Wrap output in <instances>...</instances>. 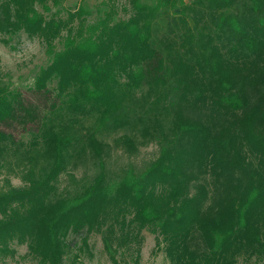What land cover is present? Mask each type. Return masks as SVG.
<instances>
[{"label": "trees", "instance_id": "trees-1", "mask_svg": "<svg viewBox=\"0 0 264 264\" xmlns=\"http://www.w3.org/2000/svg\"><path fill=\"white\" fill-rule=\"evenodd\" d=\"M63 1L0 0V32L43 41L51 61L34 87L46 92L55 79L58 101L40 116L0 86V125L18 119L36 130L26 185L0 191L1 251L17 237L42 264H61L69 231L118 226L128 235L134 226L161 236L177 264L264 257V0H129L127 20L115 22L111 5L93 23L82 6L61 16ZM143 87L153 111L137 119L158 144L156 160L116 178L100 161L90 185L58 196L70 153L101 160L108 146L94 129L131 126L128 102ZM8 143L0 130V159ZM116 143L136 150L129 136Z\"/></svg>", "mask_w": 264, "mask_h": 264}, {"label": "rangeland", "instance_id": "rangeland-1", "mask_svg": "<svg viewBox=\"0 0 264 264\" xmlns=\"http://www.w3.org/2000/svg\"><path fill=\"white\" fill-rule=\"evenodd\" d=\"M143 1L151 3L153 0ZM188 1L190 0H185ZM111 5L116 9L113 19L115 22L129 18V0H65L60 7V14L63 16L65 11H74L82 6L88 12V23H93L103 18ZM36 10L41 11L38 5ZM54 11L55 8L52 9ZM64 38L65 32H62L55 41L56 51L62 49ZM50 61L51 57L46 53L40 38L29 37L22 31L0 32V86L18 93L19 102L33 108L40 116L48 114L52 104L58 103L55 97V79L47 82L46 92H38L34 87L39 71L47 67ZM145 90L143 87L137 91L135 99L128 102L131 126L117 131L108 128L94 129L97 139L108 146L101 160L93 157L89 150L70 153L67 167L55 183L58 196L76 194L90 185L100 172V161L106 175L116 178L122 170L132 168L135 172H141L156 160L159 155L158 144L155 140L141 135V122L138 121H147L153 111L151 100L144 96ZM82 121L86 126L93 123L91 117ZM168 121L165 120L164 123L168 124ZM0 130L8 134L11 141L6 146L3 159H0V191L8 190L9 187L21 189L26 185L24 175L28 167L24 151L30 144L36 145L33 141L34 134L31 133L36 132L35 123L29 122L25 125L17 119L1 124ZM122 135L129 136L134 141L135 151L116 143V139ZM193 193L194 186L190 188V194ZM207 204L208 202L205 205ZM106 228L105 226L102 229L101 234L89 232L82 227L69 231L62 239L64 255L61 264H177L175 261L173 263L168 252L164 250L166 244L161 236L152 233L150 229L138 230L132 226L127 229V235L118 226L108 231H105ZM105 236L116 249L115 254L108 253L105 249ZM27 243L17 237L8 240L3 250L0 249V264H42L38 256L30 253ZM236 264H264V257H248L244 254L237 258Z\"/></svg>", "mask_w": 264, "mask_h": 264}]
</instances>
